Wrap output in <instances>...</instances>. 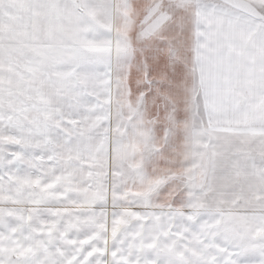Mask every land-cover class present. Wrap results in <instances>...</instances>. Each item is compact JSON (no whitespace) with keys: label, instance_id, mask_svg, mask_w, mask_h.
<instances>
[{"label":"snow or ice","instance_id":"snow-or-ice-1","mask_svg":"<svg viewBox=\"0 0 264 264\" xmlns=\"http://www.w3.org/2000/svg\"><path fill=\"white\" fill-rule=\"evenodd\" d=\"M0 264H264V0H0Z\"/></svg>","mask_w":264,"mask_h":264}]
</instances>
